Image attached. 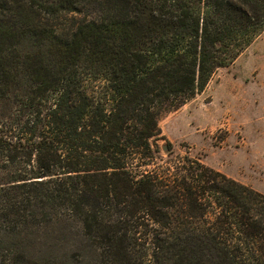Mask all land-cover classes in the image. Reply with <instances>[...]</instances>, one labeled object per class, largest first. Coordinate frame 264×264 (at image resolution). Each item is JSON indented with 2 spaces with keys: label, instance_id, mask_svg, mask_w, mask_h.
Returning <instances> with one entry per match:
<instances>
[{
  "label": "trees",
  "instance_id": "obj_1",
  "mask_svg": "<svg viewBox=\"0 0 264 264\" xmlns=\"http://www.w3.org/2000/svg\"><path fill=\"white\" fill-rule=\"evenodd\" d=\"M263 31L264 0H0V264H264V195L156 145Z\"/></svg>",
  "mask_w": 264,
  "mask_h": 264
},
{
  "label": "rangeland",
  "instance_id": "obj_2",
  "mask_svg": "<svg viewBox=\"0 0 264 264\" xmlns=\"http://www.w3.org/2000/svg\"><path fill=\"white\" fill-rule=\"evenodd\" d=\"M161 139L188 156L264 195V31L202 92L158 110Z\"/></svg>",
  "mask_w": 264,
  "mask_h": 264
},
{
  "label": "water",
  "instance_id": "obj_3",
  "mask_svg": "<svg viewBox=\"0 0 264 264\" xmlns=\"http://www.w3.org/2000/svg\"><path fill=\"white\" fill-rule=\"evenodd\" d=\"M162 150H163V152H164V153H166V147H163V149H162Z\"/></svg>",
  "mask_w": 264,
  "mask_h": 264
}]
</instances>
